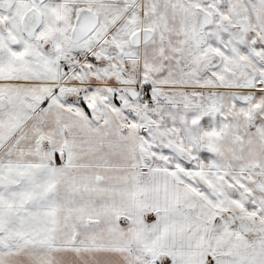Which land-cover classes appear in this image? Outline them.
I'll list each match as a JSON object with an SVG mask.
<instances>
[{"label": "snow or ice", "instance_id": "obj_1", "mask_svg": "<svg viewBox=\"0 0 264 264\" xmlns=\"http://www.w3.org/2000/svg\"><path fill=\"white\" fill-rule=\"evenodd\" d=\"M0 264H264V0H0Z\"/></svg>", "mask_w": 264, "mask_h": 264}]
</instances>
